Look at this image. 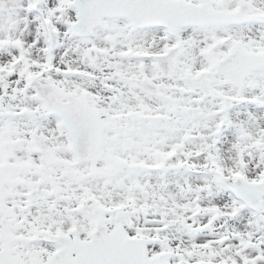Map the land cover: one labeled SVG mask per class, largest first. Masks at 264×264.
Listing matches in <instances>:
<instances>
[{"label": "snow or ice", "instance_id": "6c2138e0", "mask_svg": "<svg viewBox=\"0 0 264 264\" xmlns=\"http://www.w3.org/2000/svg\"><path fill=\"white\" fill-rule=\"evenodd\" d=\"M0 264H264V0H0Z\"/></svg>", "mask_w": 264, "mask_h": 264}]
</instances>
